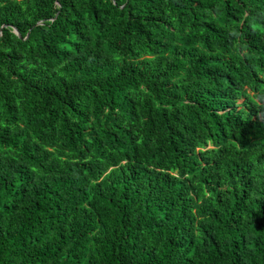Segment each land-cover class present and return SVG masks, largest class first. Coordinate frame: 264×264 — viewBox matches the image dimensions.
I'll return each instance as SVG.
<instances>
[{"label":"trees","instance_id":"trees-1","mask_svg":"<svg viewBox=\"0 0 264 264\" xmlns=\"http://www.w3.org/2000/svg\"><path fill=\"white\" fill-rule=\"evenodd\" d=\"M0 264H264V0H0Z\"/></svg>","mask_w":264,"mask_h":264},{"label":"water","instance_id":"water-1","mask_svg":"<svg viewBox=\"0 0 264 264\" xmlns=\"http://www.w3.org/2000/svg\"><path fill=\"white\" fill-rule=\"evenodd\" d=\"M15 33L18 35V32L15 30Z\"/></svg>","mask_w":264,"mask_h":264}]
</instances>
